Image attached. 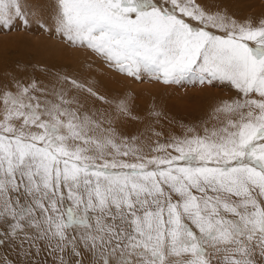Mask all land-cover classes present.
Returning <instances> with one entry per match:
<instances>
[{
    "label": "snow or ice",
    "instance_id": "snow-or-ice-1",
    "mask_svg": "<svg viewBox=\"0 0 264 264\" xmlns=\"http://www.w3.org/2000/svg\"><path fill=\"white\" fill-rule=\"evenodd\" d=\"M18 23L133 80L236 95L202 134L166 129L156 105L129 132L141 118L127 94L13 78L0 88V251L16 258L0 264H264V19L209 0H0V31Z\"/></svg>",
    "mask_w": 264,
    "mask_h": 264
},
{
    "label": "rangeland",
    "instance_id": "rangeland-1",
    "mask_svg": "<svg viewBox=\"0 0 264 264\" xmlns=\"http://www.w3.org/2000/svg\"><path fill=\"white\" fill-rule=\"evenodd\" d=\"M209 2L221 4L229 16L239 21L251 19L253 23H258L264 19V0H209ZM57 73L89 83L95 81L101 94H106L109 98L122 97L125 94L131 96L133 115L140 117L141 121L129 119L126 122L129 132L137 129L143 131L151 119L148 113L152 106L156 105L169 118L161 120L166 129L170 128L176 135H182L184 132L180 127L182 123L189 127L196 125L197 131L202 134V121H207L206 126L209 128L218 125V121L212 118L213 107L221 100L236 95L226 87L190 83H185L182 87H168L147 78L142 81L133 80L100 64L88 50L69 48L57 35L40 29L34 23L27 28L18 23L11 30L0 31V88L7 84L15 91V80L26 85L33 79L41 86L51 87ZM64 87L67 88L69 85L65 84ZM2 107L0 103V109ZM0 256L16 258L15 252L0 251Z\"/></svg>",
    "mask_w": 264,
    "mask_h": 264
}]
</instances>
